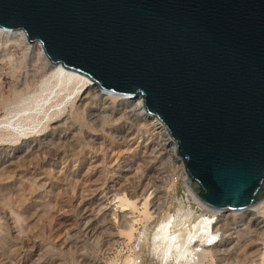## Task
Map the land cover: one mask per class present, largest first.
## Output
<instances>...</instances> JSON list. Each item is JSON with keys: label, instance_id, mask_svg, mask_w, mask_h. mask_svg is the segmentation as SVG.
I'll use <instances>...</instances> for the list:
<instances>
[{"label": "rangeland", "instance_id": "obj_1", "mask_svg": "<svg viewBox=\"0 0 264 264\" xmlns=\"http://www.w3.org/2000/svg\"><path fill=\"white\" fill-rule=\"evenodd\" d=\"M75 84L0 32V264H264V197L257 220L205 212L138 100L84 98ZM180 208L214 235L158 238Z\"/></svg>", "mask_w": 264, "mask_h": 264}, {"label": "water", "instance_id": "obj_2", "mask_svg": "<svg viewBox=\"0 0 264 264\" xmlns=\"http://www.w3.org/2000/svg\"><path fill=\"white\" fill-rule=\"evenodd\" d=\"M0 29L141 99L212 210L264 197V0H0Z\"/></svg>", "mask_w": 264, "mask_h": 264}, {"label": "bare ground", "instance_id": "obj_3", "mask_svg": "<svg viewBox=\"0 0 264 264\" xmlns=\"http://www.w3.org/2000/svg\"><path fill=\"white\" fill-rule=\"evenodd\" d=\"M0 32L5 33L7 35L8 34H13V35L18 34L19 36H22L23 38L25 37V35L22 32H16V31L9 32V31H4L2 29H0ZM33 47L38 48V51L40 52V55H41V57L45 63V66L50 71L51 76L53 78H55L57 82H65V83L75 82V83H77L81 89L80 90L81 91V93H80L81 97L85 98V97H88L91 95H94V97H97L100 99H102V97H104V100L103 99L102 100L108 101L109 104H111L114 101H118L121 98L120 95H115V94H112L110 92L101 91V90L97 89V87H95L91 83V81L83 75H80L74 71L65 70L60 65H52L48 61V59L46 58L40 43H34ZM54 83H55V81H54ZM77 84H75V85H77ZM93 90H94L95 94L91 93V92H93ZM96 91H97V94H96ZM135 110H138V111L144 110L143 101H141V99H138V101L136 102ZM140 116H141L140 118H143V119L147 118L149 120L150 119L152 120L151 126H152V128H154V132H155L156 136L161 140L163 148L166 150V152H168V155L170 158H173L174 156L176 157L175 147L173 145L174 143L170 144L169 136L167 134L166 129L163 127V125L156 118L149 116L145 110L142 111ZM167 144H170V145H167ZM180 170H181V168H180ZM183 175H185L184 172H183ZM185 178H186V175H185ZM193 200L196 201L198 204H200V206L204 209L205 212L206 211H208L210 213L215 212L214 210L207 209V206H205V205L203 206L202 203L198 202L199 200H197L195 198ZM247 211L250 212L249 214L251 216H253V218H255L256 220H257V218H259L263 214V213L258 212L257 207H253L251 209L249 208V209H247ZM207 220L208 219L203 214L196 216L195 213L180 208L178 219L176 221H173V222H175V225L173 224V222L171 223V225L172 224L174 225L172 228H170L171 225H170V227H166V225L165 226L162 225V227L160 229L158 228L160 231L159 230H158L159 232L157 231L158 232L157 237L161 238L162 240L167 241V243H169V240H171L170 247H174V248L177 247L178 248L181 244L186 243L185 240L183 241V239L185 237L190 239V238L196 237V236H199L201 238L209 236L207 233L209 230H211V228L208 227V225L203 223ZM211 232H212L211 235H214L212 230H211ZM193 239H195V238H193ZM170 247L169 246L167 247L168 250L170 249ZM182 247H184V246H182ZM215 247H216V245L214 246V248ZM177 248H176V250H177ZM211 248H213V247H211ZM179 249H181V247ZM185 252H183V253H185ZM183 253H181V255Z\"/></svg>", "mask_w": 264, "mask_h": 264}, {"label": "built area", "instance_id": "obj_4", "mask_svg": "<svg viewBox=\"0 0 264 264\" xmlns=\"http://www.w3.org/2000/svg\"><path fill=\"white\" fill-rule=\"evenodd\" d=\"M17 32H19V31H17ZM123 97H126V96H123ZM127 99H130L129 97H126Z\"/></svg>", "mask_w": 264, "mask_h": 264}]
</instances>
